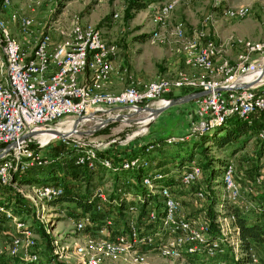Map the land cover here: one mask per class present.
I'll use <instances>...</instances> for the list:
<instances>
[{"label": "built area", "instance_id": "obj_1", "mask_svg": "<svg viewBox=\"0 0 264 264\" xmlns=\"http://www.w3.org/2000/svg\"><path fill=\"white\" fill-rule=\"evenodd\" d=\"M177 2H165L157 11L155 19L168 18ZM10 3L11 0H1L0 3V180L4 184H17L15 175L58 160V155L50 156L44 152L57 137L42 142L45 136L42 134L52 132L61 125L71 127L68 134L59 136H63V140L76 150L75 162L78 165L90 171H96L98 165L141 170L143 183L159 198V201L148 205L142 222H137L139 202H129L127 211L130 214L135 212L136 215L129 218L127 228L120 227L117 231L111 229L112 221L109 220L105 226L106 236L88 237L84 245L78 246L79 253L83 255L82 264H105V259L118 264L120 256L126 259L130 256V262H143L147 254L138 250L141 244L154 245L163 256L184 261H189L190 256L205 255L212 259L211 264H229L248 252L257 261L254 246H249L248 250L243 247L235 214L228 212L222 203L216 205L219 230L214 232L208 219L197 221L183 211V202L171 184L157 182L151 176L150 157L146 153H151L159 142L150 141L141 153L115 162L99 155V151L115 141V138L108 142L89 143L79 136L87 123H97L94 129L89 130V133H94L113 120H130L132 116L147 111V107H156L160 101H169L167 94L173 88L184 86L198 91L209 90L207 94L196 98L199 116L196 128L200 132L208 129V125L225 121L232 114L248 118L253 113L264 111V77L251 87H245L246 82L237 74L238 71L247 70L249 57L263 50L264 43L246 40L236 64L227 58L217 61L215 56L218 48L215 41L207 37L206 29L196 27L190 32L186 21L181 19L176 22L174 33L186 40V62L206 70L208 77L193 76L181 70L171 78L160 76L143 86L128 84L123 89L113 91L105 86L115 67L112 55L116 47L105 36L101 26L74 19L70 30L63 31L64 36L60 41L53 43L47 32L29 51L13 35L8 20L3 17L2 10ZM26 6L30 10L35 8L32 1ZM25 10L12 11L11 19L19 22L23 33H28L33 17ZM246 13L247 9L243 6L228 11L231 16H244ZM212 21L211 14L203 19L204 25ZM215 77L222 79L217 81ZM228 85L233 87L227 88ZM89 114H93V117L85 120ZM259 135L264 137V126ZM188 137L189 134L171 135L165 140L172 144ZM201 174V165L194 162L181 172L179 180L183 185H190ZM262 179V175L257 177L258 182ZM220 180L230 203L243 194L236 178L235 163L230 157L223 165ZM27 185V190H19L39 209H44L46 202L65 192L62 184L50 181ZM93 192V196L100 195L96 203L100 210V200L104 202L107 198L99 190ZM209 193L202 188L194 192L196 197L204 199ZM119 194L128 200L131 198L123 191ZM0 214L7 219H18L13 207L3 202H0ZM90 222V215L80 217L76 220V228L83 229ZM24 224V221L18 222L19 226ZM34 236L31 229L25 237L16 235L10 245V252L18 253L23 242L33 246L36 242ZM31 255L36 257L35 254Z\"/></svg>", "mask_w": 264, "mask_h": 264}, {"label": "rangeland", "instance_id": "obj_2", "mask_svg": "<svg viewBox=\"0 0 264 264\" xmlns=\"http://www.w3.org/2000/svg\"><path fill=\"white\" fill-rule=\"evenodd\" d=\"M18 1L22 3L21 5L27 1H32L35 7L31 14L33 16L31 31L24 35L23 47L29 51L32 50L36 41L47 32L50 33L53 43L60 41L64 36L63 31L70 30L74 19L78 18L85 23L101 26L102 30L105 31V36L116 47L112 55L113 65H117L122 71L125 80L124 87L128 84L143 86L160 76L174 77L179 69L173 72L172 66L179 61L185 62L192 68L193 76L204 77L207 75L206 70L186 62V40L177 37L174 33V26L181 19L186 21L190 32L196 27H204L207 31V37L212 38L218 48L215 58L219 55L220 60L227 58L233 64H236L239 53L243 52L246 40L252 39L264 43V0H178L175 9L165 20H156L155 16L159 8L169 0H146V6L139 10H127L128 0H11V7H17ZM62 1L65 4L62 10L56 13V8L61 5ZM241 6L247 9L246 15L231 16L228 14L230 9ZM19 9L23 12L25 10L23 7ZM28 12L25 10V13ZM209 14L213 16V21L204 25L203 19ZM226 45L229 46V50L224 52ZM247 64V70L237 72L242 77L241 80H244L243 76L254 67L257 72L263 67L264 48L253 53ZM214 79L218 81L222 78L215 77ZM189 88L184 86L172 89L167 97L188 94ZM197 107L196 99H192L167 107L158 116L151 119L149 124L142 125L141 122H137L139 117L147 116L146 112H142L132 116L127 121L113 120L106 127L98 129L94 133H89V130L94 129L97 123H87L82 128L83 132L79 137L89 143L108 142L115 138V141L108 143L99 151L100 156L112 160L123 159L131 153H140L150 141L159 142L151 153H146L150 157V165L155 169H164L170 177L176 179L171 183V186L183 202V211L197 221L206 220L208 217V196L205 199L198 198L194 192L200 188L205 189L207 194L210 192L208 184L210 183L209 175L212 165H203L206 158L199 151L195 153L194 158L185 156L191 154L192 139L197 137L200 139V131L196 128L199 122ZM250 118L258 119V123L264 124V112H256ZM213 126L208 125L207 127ZM180 134H189L187 138L189 140L185 143L175 142L172 144L165 140V137ZM263 142L264 137L257 134L248 139L244 147L235 153H230L231 155L229 154L231 151L229 145L220 149L208 140L203 142L210 151L209 153L214 154L215 157L232 158L236 167V178L243 192L240 197L233 201V204L247 213H252L257 206H260L259 204L264 203ZM64 147L68 156L61 158L58 155V160L63 164V167H67L71 171L72 169L80 171L84 168L79 166L80 169H78L74 166L76 150L70 148V144L63 140V136L57 137L50 147L44 149V152L47 155L55 156L54 153H60ZM152 155L153 160H151ZM194 162L201 165L202 174L194 183L183 185L179 176L186 167L191 166ZM214 164L218 167L219 160L216 159ZM41 171L44 176L50 174L47 165L42 166ZM84 175L85 177L90 176L92 183L83 180L79 177L80 175L76 177L71 173L69 176L51 178L46 182L61 183L66 193H72L76 196L84 193L92 194L93 191L99 190L107 198L104 202L100 200V202L102 201L101 209L109 205L110 195L113 192L123 191L132 198V194L142 190L145 186L142 176L139 177L137 171L122 170L115 167L106 168L98 165L96 171L85 172ZM259 175L263 176L260 182L257 181ZM213 181L211 182L212 188L214 190L221 189L219 192L222 197L221 201L224 200L226 192L224 194L222 189L220 174L215 176ZM9 185L14 188H8L0 180V199H11L9 202L17 210L18 219H7L0 214V259L6 260L12 255H24L25 257L29 255L27 260L19 261L17 264H49V262L56 263L58 260L68 264H82L83 255L78 251L79 245H84L88 237L101 238L106 236L105 226L109 220L112 221L111 229L115 230L121 226L118 222L119 215L116 212L109 210V215L103 217L102 212L98 210L97 214H101L99 215V222L92 221L83 229H77L75 224L77 218L73 214V211L76 210L72 208L76 204L75 200L57 199L55 202L50 200L45 203L44 209H39L32 201L26 199L27 197L19 190V188L27 190V183L18 181L17 184ZM183 195H186L188 199H182ZM95 197L100 199V195ZM138 199H140L139 196H136L135 202H139ZM150 201L153 202V199ZM133 214L135 212L130 214V218L133 217ZM19 221H24L25 224L19 226ZM28 225H33L35 228L43 226L49 233V239L42 236L37 230L31 229L32 234L35 235V244L29 246L23 242L19 247V252L12 254L10 252L12 240L20 234L25 237L28 234ZM137 248L147 254L145 261L135 263L130 262V256L129 259L120 256L118 264L193 263L191 258L190 261H184L165 257L154 245L141 244ZM254 250L257 263L264 264V243L254 244ZM30 254H35L36 257L30 256ZM230 256L229 251V259ZM195 259L202 264L212 263V259L205 255ZM31 260H35V262ZM233 262L231 260L230 264ZM2 263L5 264V262ZM105 264H113V261L105 259Z\"/></svg>", "mask_w": 264, "mask_h": 264}, {"label": "trees", "instance_id": "obj_3", "mask_svg": "<svg viewBox=\"0 0 264 264\" xmlns=\"http://www.w3.org/2000/svg\"><path fill=\"white\" fill-rule=\"evenodd\" d=\"M59 7L56 8V13L60 12L65 4L64 1L60 3ZM146 6V0H128L127 1V10H139ZM198 90H194L192 88H189L187 90L188 93L194 92ZM181 96V95H180ZM175 97V96H173ZM264 112V111H259ZM254 114V113H253ZM251 114V115H253ZM258 119H251L250 117L245 118L241 117L237 114H232L226 118L225 121L215 124L213 127L206 129L203 132H200L199 136L200 139L194 138L193 144H192V151L191 154H186L185 156H188L189 158H194L196 152H201L205 158L206 161L203 162V165L205 166H211V173L209 175L210 177V183L208 184V187H210V193L208 195V217L207 219L211 223V228L214 230V232H217L219 230L217 225V215L218 212L216 210V205L218 203H222L223 206L226 208L228 212H233L236 216V223L240 227L241 237L243 240V247L248 250L249 246H254V244H263L264 243V203L259 204L260 206H257L255 208V211L252 213H247L244 210H242L239 206L234 205L233 203H230L227 198L225 197L224 200L221 201L222 197L220 196L221 189L214 190L211 186V182H214L213 179L217 175H221L223 172V165L226 163L227 158L225 157H215L214 154H210L207 146L203 143L205 140H208L212 142V144H215L218 148L222 149L224 146L229 145L230 146V153H235L237 150L244 147L247 143V140L251 137L257 135L261 131V127L264 126V124L258 123ZM189 139L182 140L180 142H187ZM183 143V144H184ZM146 146V145H145ZM73 148L70 144V148ZM184 147V146H182ZM145 148V147H144ZM262 148H264V142L262 144ZM100 153V152H99ZM56 155H60L61 158L64 156H68V153L62 149L60 153L55 152ZM138 154L137 152L131 153L127 156H133ZM231 155V154H230ZM126 156V157H127ZM218 159L220 164L218 167L215 166L214 161ZM121 159H114V161L118 162ZM46 166V165H44ZM49 166V176L42 175V166H37L39 168H30L27 171L23 172L21 175H15L14 179L21 182V183H41L46 182L51 178H58V177H66L69 176L71 173L73 176L76 175V177L82 178L83 180H87L89 183H92L90 180L91 177H85V172H94L88 170L86 167L80 169V165H78L74 161V166L80 169V171H72L68 169L67 167H63V164L59 162V160H56L53 163L47 164ZM151 167V165H150ZM150 170V169H149ZM153 173H151L152 177L157 181L161 183H167L171 184L175 180L169 176L168 172H166L164 169H155L152 170ZM137 175L141 177L143 175V171L139 170L137 171ZM58 183V182H55ZM61 184V183H60ZM8 186V188H14L13 186L9 185V183L5 184ZM94 192L92 194L84 193L80 196L73 195L72 193H66V190L64 194L61 196L53 199L52 201H57V199H64V200H75L76 204L72 207L75 208L76 211H73V214L77 219L80 217H83L85 215H90L93 222H99L101 214H97L96 203L99 199H96L97 197L93 196ZM19 195V191H18ZM136 196H139V204H140V210L137 216V219L139 222H142L144 218L146 217L147 211H148V205L150 203H154V201H159V198L157 195L153 192H151L146 186L142 188V190L136 191L134 194H132V198L129 200L125 197H122L119 193L113 192L110 195L109 199V205L101 209L99 211L102 212V216L109 215V210L114 211L119 215V221L120 227H128L130 213L127 211L129 202H135L134 198ZM142 196V197H141ZM28 199V198H26ZM153 199V202L150 200ZM9 200L11 199H0V202L6 203L9 206H12L10 204ZM15 204V203H14ZM13 209L15 210V207L13 206ZM17 212V210H15ZM107 213V214H106ZM111 226V225H110ZM29 229L37 230L42 236H46L49 239V233L44 229L43 226L40 227H34L33 225L27 226ZM121 228H116L115 230H119ZM27 256L24 255H12L8 259H0V264H3L2 262H5V264H17L19 261H24ZM190 258L193 260L192 264H202L197 259H195V256H190ZM32 262H35V260H31ZM49 264H68L64 261H57L56 263L49 262ZM230 264V263H229ZM232 264H258L257 261L254 260V258L250 255L248 252L246 255L240 257L237 260H234Z\"/></svg>", "mask_w": 264, "mask_h": 264}, {"label": "crops", "instance_id": "obj_4", "mask_svg": "<svg viewBox=\"0 0 264 264\" xmlns=\"http://www.w3.org/2000/svg\"><path fill=\"white\" fill-rule=\"evenodd\" d=\"M19 3H17L16 5H18L17 7H11V5H9L8 7H6L5 9H3L2 10V14H3V17L6 19V20H8V24H9V26H10V28H11V31H12V33H13V35L15 36V37H17L18 39H19V41L22 43V45L25 43V38H24V35L26 34V33H23L22 31H21V29H20V26H19V22L18 21H14L13 19H11V12L12 11H14V10H17V9H19V8H21V7H23V8H26V10L27 11H29L28 13H30V14H32L33 13V11L35 10V9H33V10H30V9H28L27 8V3H28V1H27V3H25V4H23V5H21L22 3L20 2V1H18ZM0 3H1V0H0ZM21 5V6H20ZM33 17V16H32ZM223 48V47H222ZM229 50V46H227L226 45V49L224 50V52H226V51H228ZM216 59H217V61H219L220 59H219V55H217V57H216ZM180 62V63H179ZM178 63H176V64H174L173 66H172V68H173V72H175L177 69H179V71L180 70H185L188 74H191V75H193V70H192V68L190 67V66H188V65H186V63L185 62H182V61H179ZM178 72V71H177ZM176 74V73H175ZM175 74H174V76H175ZM124 84H125V80H124V76L122 75V71L119 69V67L116 65L115 67H114V70H113V73H112V75H111V77H110V80L106 83V86H105V88H107V89H109V90H113V91H118V90H120V89H122L123 87H124ZM173 89H176V88H173ZM180 89V88H179ZM143 150H141L140 151V153L142 152ZM151 160H153V155L151 156ZM150 169L151 170H155V168L154 167H152V165H151V167H150ZM174 180H176V179H174ZM185 192H187V191H185ZM189 194V193H188ZM182 199L183 198H187L188 199V197L186 196V195H183L182 197H181ZM185 202V201H184ZM199 205V204H198ZM197 205V206H198ZM200 206H202V205H200Z\"/></svg>", "mask_w": 264, "mask_h": 264}, {"label": "bare ground", "instance_id": "obj_5", "mask_svg": "<svg viewBox=\"0 0 264 264\" xmlns=\"http://www.w3.org/2000/svg\"><path fill=\"white\" fill-rule=\"evenodd\" d=\"M261 68V67H259ZM262 69L263 67L257 72L256 71V68L254 67L252 70H250L248 73H246L243 77H244V81L246 83H252V82H255L257 81V79L260 77L261 73H262ZM257 72V73H256ZM256 73V74H255ZM168 100H165V101H160L158 103V106L157 107H160L162 105H165L167 104ZM147 113V116H144V117H139L138 121L137 122H141L142 125L143 124H149L150 123V120L153 119L155 117V112L153 109H149L147 111H144ZM141 118V119H140ZM102 122V120H101ZM71 131V127H66L64 125H61V126H58L55 130H53L52 132H43V140L42 142H46L47 140L49 139H53V138H56L58 137L59 135H66L68 134L69 132Z\"/></svg>", "mask_w": 264, "mask_h": 264}, {"label": "water", "instance_id": "obj_6", "mask_svg": "<svg viewBox=\"0 0 264 264\" xmlns=\"http://www.w3.org/2000/svg\"><path fill=\"white\" fill-rule=\"evenodd\" d=\"M264 77V65H263V69H262V73L260 75V77L257 79L260 80ZM255 81V82H257ZM255 82H252V83H246L244 86L245 87H251ZM233 86L232 85H228L227 88H232ZM209 92L208 89H202V90H199V91H194V92H191V93H188V94H185V95H181V96H175V97H170L169 98V102L165 105H162L160 107H147V109H153L154 112H155V117L158 116L162 111H164L167 107L173 105V104H177V103H182V102H187L189 100H192V99H196L202 95H205ZM104 111V110H102ZM100 111V112H102ZM93 117V114H89L86 116L85 120H89L90 118ZM80 118H78L79 120ZM0 158H1V154H0Z\"/></svg>", "mask_w": 264, "mask_h": 264}]
</instances>
